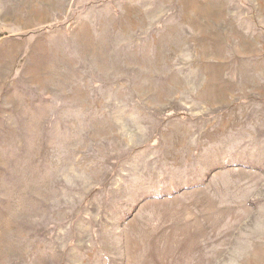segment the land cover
<instances>
[{
  "label": "rangeland",
  "instance_id": "1",
  "mask_svg": "<svg viewBox=\"0 0 264 264\" xmlns=\"http://www.w3.org/2000/svg\"><path fill=\"white\" fill-rule=\"evenodd\" d=\"M0 264H264V0H0Z\"/></svg>",
  "mask_w": 264,
  "mask_h": 264
}]
</instances>
